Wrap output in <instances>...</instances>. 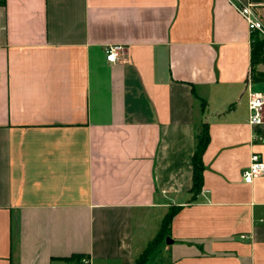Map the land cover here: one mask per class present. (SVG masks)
Instances as JSON below:
<instances>
[{"label": "crops", "instance_id": "0c3cea01", "mask_svg": "<svg viewBox=\"0 0 264 264\" xmlns=\"http://www.w3.org/2000/svg\"><path fill=\"white\" fill-rule=\"evenodd\" d=\"M245 4L264 22V0H0V264H134L172 206L168 264H264Z\"/></svg>", "mask_w": 264, "mask_h": 264}, {"label": "trees", "instance_id": "16d2710c", "mask_svg": "<svg viewBox=\"0 0 264 264\" xmlns=\"http://www.w3.org/2000/svg\"><path fill=\"white\" fill-rule=\"evenodd\" d=\"M264 62V38L260 37L257 31L252 32L251 35V71L255 72V65ZM254 79L264 80V72H256ZM209 134L208 125L206 122H202L199 126L195 127L194 134V152L192 155V186L190 191L192 192V199L199 193L203 183V161L202 155L208 144ZM179 207L172 206L169 211L165 214L162 219L161 226L154 237V239L149 243L145 250L140 254V256L135 260L134 264H145L148 259L149 250L160 244L165 237L168 235L170 230V223L178 211ZM75 258H82V255L73 254L67 258V261L73 260Z\"/></svg>", "mask_w": 264, "mask_h": 264}, {"label": "built area", "instance_id": "2783aa9c", "mask_svg": "<svg viewBox=\"0 0 264 264\" xmlns=\"http://www.w3.org/2000/svg\"><path fill=\"white\" fill-rule=\"evenodd\" d=\"M240 13L245 18L247 27L252 33L257 31L260 37L264 38V22L256 15L251 4H245L239 7ZM122 50L120 45H112L107 47L105 58L109 62H115L118 59L119 52ZM264 121V94H249V118L250 125L255 126ZM264 172V164L259 153L253 152L250 156V164L243 172V181L251 183V181ZM86 262V260H85Z\"/></svg>", "mask_w": 264, "mask_h": 264}, {"label": "rangeland", "instance_id": "374dc122", "mask_svg": "<svg viewBox=\"0 0 264 264\" xmlns=\"http://www.w3.org/2000/svg\"><path fill=\"white\" fill-rule=\"evenodd\" d=\"M166 243L164 240L153 246L148 252V259L145 264H168V258L165 251Z\"/></svg>", "mask_w": 264, "mask_h": 264}]
</instances>
